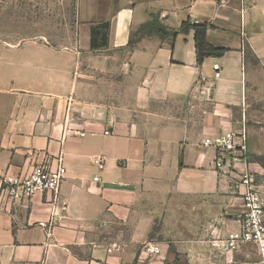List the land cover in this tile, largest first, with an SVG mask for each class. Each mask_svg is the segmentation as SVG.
I'll use <instances>...</instances> for the list:
<instances>
[{"label":"crops","instance_id":"1","mask_svg":"<svg viewBox=\"0 0 264 264\" xmlns=\"http://www.w3.org/2000/svg\"><path fill=\"white\" fill-rule=\"evenodd\" d=\"M152 14L170 32L207 22L226 53L198 65L194 32L137 34ZM103 22L108 46L93 50ZM49 39L0 40V190L36 165L60 159L67 170L58 195L0 201V264H263L252 244L226 246L241 233L244 190L213 159L219 136L246 127L241 168L264 199L250 94L264 0H79L62 43Z\"/></svg>","mask_w":264,"mask_h":264},{"label":"built area","instance_id":"2","mask_svg":"<svg viewBox=\"0 0 264 264\" xmlns=\"http://www.w3.org/2000/svg\"><path fill=\"white\" fill-rule=\"evenodd\" d=\"M216 78L221 75V66L213 64ZM248 133L246 127L238 131L222 134L216 140V155L213 164L216 170L225 176L235 177L239 187L243 189L244 212L239 238L227 241V248L235 249L240 243L252 244L257 247L264 264V199L256 184L255 172L246 165L249 153ZM99 167L103 169V160H99ZM67 170L58 160L57 165H36L25 176L8 177L4 179L0 190V201L6 202V207L13 206L24 200H31L33 196L42 193L58 195L66 178ZM98 181V178H95ZM146 253L159 255V246L148 243Z\"/></svg>","mask_w":264,"mask_h":264},{"label":"rangeland","instance_id":"3","mask_svg":"<svg viewBox=\"0 0 264 264\" xmlns=\"http://www.w3.org/2000/svg\"><path fill=\"white\" fill-rule=\"evenodd\" d=\"M78 2L79 0H0V40L3 43H14V39L19 36L43 34L50 37V43L59 45L62 43L60 38L65 25L73 27ZM152 20L159 22L155 15L150 18V22ZM140 31L144 32L141 26L135 32L138 34ZM250 58L253 63L250 94L255 120L264 126V65L255 56ZM154 236L158 238V235Z\"/></svg>","mask_w":264,"mask_h":264},{"label":"trees","instance_id":"4","mask_svg":"<svg viewBox=\"0 0 264 264\" xmlns=\"http://www.w3.org/2000/svg\"><path fill=\"white\" fill-rule=\"evenodd\" d=\"M207 22L198 23L188 20L183 22L178 30L168 31L158 21L152 20L151 22L141 26L144 34L152 35L157 34L162 39L172 37L175 39L178 35H189L194 32L197 62L202 65L208 58H221L226 53L225 49L214 46L208 37V31L212 28ZM110 30V22L100 23L92 30L91 49L98 50L108 46V33ZM141 32V31H140ZM133 43V40H132Z\"/></svg>","mask_w":264,"mask_h":264}]
</instances>
